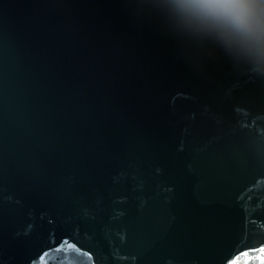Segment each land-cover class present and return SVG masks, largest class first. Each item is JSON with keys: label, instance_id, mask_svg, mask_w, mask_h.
I'll return each instance as SVG.
<instances>
[{"label": "water", "instance_id": "obj_1", "mask_svg": "<svg viewBox=\"0 0 264 264\" xmlns=\"http://www.w3.org/2000/svg\"><path fill=\"white\" fill-rule=\"evenodd\" d=\"M0 264H264V59L172 0H0Z\"/></svg>", "mask_w": 264, "mask_h": 264}, {"label": "clouds", "instance_id": "obj_2", "mask_svg": "<svg viewBox=\"0 0 264 264\" xmlns=\"http://www.w3.org/2000/svg\"><path fill=\"white\" fill-rule=\"evenodd\" d=\"M172 7L186 28L264 59V0H172Z\"/></svg>", "mask_w": 264, "mask_h": 264}]
</instances>
